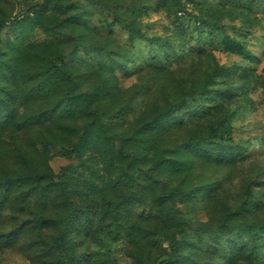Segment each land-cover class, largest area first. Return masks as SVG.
<instances>
[{
	"label": "rangeland",
	"instance_id": "374dc122",
	"mask_svg": "<svg viewBox=\"0 0 264 264\" xmlns=\"http://www.w3.org/2000/svg\"><path fill=\"white\" fill-rule=\"evenodd\" d=\"M55 65L73 82L38 97ZM68 89L104 111L114 149L140 157L136 187L112 201L129 196L136 222L177 189L188 234L174 262L150 222L130 236L91 214L66 264H264V0H0V181L65 169L66 189L88 193L121 173L90 116L72 105L63 118ZM27 190L0 192V264H57L56 231L33 228L43 207ZM172 202L157 214L164 233Z\"/></svg>",
	"mask_w": 264,
	"mask_h": 264
},
{
	"label": "trees",
	"instance_id": "16d2710c",
	"mask_svg": "<svg viewBox=\"0 0 264 264\" xmlns=\"http://www.w3.org/2000/svg\"><path fill=\"white\" fill-rule=\"evenodd\" d=\"M78 10L77 14L84 11L82 7ZM55 66L56 70L53 71L51 76L39 85L44 86L41 89L39 88L37 91L38 97H41L42 95H49L50 93L48 90L53 88L56 83L59 84L61 81L65 80H67L69 84L73 82L70 75L64 69L60 68L58 65ZM45 86H48V88ZM81 97L82 96L80 95L72 94L69 89L64 92L62 99L58 101L59 104H65L63 106V110L66 111L67 115L63 116V118L72 121L76 118L75 111L73 112V109L70 108L72 105L75 106L77 110H83L82 112H85L87 116H90L91 121L86 123V128L89 127L88 131H90L96 127V131L99 132L100 135H104L106 141L109 143L107 145L113 152V155L109 156L110 162L108 165L114 166L116 159L122 160L124 162V166L120 171L121 173L109 182H106L105 186L98 190L95 188H88V193H83L81 191L78 192L77 190L70 193V191L66 189L67 179L65 169H62L58 176L48 173H36L29 176L21 175L16 179L5 178L0 181V192H2L4 199L9 195L11 196V190L17 191L25 187L28 189L26 191L27 197L34 194L39 195V199H41V206L43 208L35 214L33 228H37L38 230H42L43 228H52L56 231L55 235L52 237L53 243L49 247V251H55V254L57 253L59 256V258H57V264H66L69 258H71L68 254L69 252H74L73 246L71 247V238L73 234L79 232L80 230H84L85 232L90 231L89 219L91 214H93L94 217L97 216V226L100 228L103 226L107 217L113 221L114 225L121 226L122 223H125L126 225L123 230L120 229V227H114L113 229L117 234H121L126 231V233L130 236H132L134 231L137 229L136 222L138 224L150 222L151 226L147 233L152 234L153 236H162L165 234L170 240L171 248L174 252L172 260L176 262L177 255L175 253L178 247L177 237H185L188 234V231L183 223L174 215L175 200L178 198L180 192L177 189H173L170 192H162L157 197L158 199L152 202L153 205L156 203L155 208L157 209V212L154 213V208L152 209V212L148 211L146 215H140L135 220L136 222H131L133 218L132 214L129 212L131 198L129 196H121L125 189L134 188L137 185L138 177H140L139 175H141L142 172L139 168L141 163L139 159L140 157L135 151L127 152L123 147L119 149H116L115 147L114 149L115 137L117 134L114 132L107 133V127L104 124L106 117L104 111L101 109H92L86 112L87 101ZM80 103L85 105L81 109L78 107V104ZM89 138V142L91 144H93L96 140V136L94 135ZM114 156H116V158ZM94 175L99 177V174L97 173ZM58 179H60V181H58ZM61 184L63 186H60ZM112 193L116 199H118V195L121 194L119 200L112 201ZM170 197L173 198V202L169 206V216L167 220L171 222L173 228L171 232L164 233L163 219L157 214L160 212L159 208L162 205L161 203L169 200ZM48 208L53 210V216H49L50 213L47 210ZM147 233H144V235ZM59 250L60 252H58ZM65 251L67 252V255L64 256L63 252ZM76 256L77 255L74 254L73 257Z\"/></svg>",
	"mask_w": 264,
	"mask_h": 264
}]
</instances>
